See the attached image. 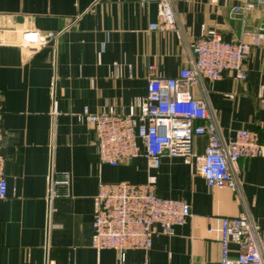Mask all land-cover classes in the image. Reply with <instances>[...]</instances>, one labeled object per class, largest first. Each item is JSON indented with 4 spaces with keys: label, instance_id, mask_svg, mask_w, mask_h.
<instances>
[{
    "label": "crops",
    "instance_id": "crops-1",
    "mask_svg": "<svg viewBox=\"0 0 264 264\" xmlns=\"http://www.w3.org/2000/svg\"><path fill=\"white\" fill-rule=\"evenodd\" d=\"M179 28L152 30L158 4L142 0H0V108L8 194L0 198V264H118L115 249L93 246L99 184L146 182L156 176L161 197L191 205L172 234L157 233L150 249L127 251L129 262L220 264L214 218L251 215L264 227V157L240 158L235 189L212 188L196 170L208 139L191 156L164 155L149 169L144 153L119 165L100 162L96 135L83 115L112 107L137 114L150 74L177 76L188 42L215 33L227 40L264 27V7L244 17L246 0H172ZM54 31L38 50L20 45L21 32ZM154 65L153 71L149 66ZM247 79L227 73L191 88L217 120L224 140L239 129L264 142V45L245 62ZM69 175L70 195L50 197L52 179ZM234 249V247H232Z\"/></svg>",
    "mask_w": 264,
    "mask_h": 264
},
{
    "label": "built area",
    "instance_id": "built-area-1",
    "mask_svg": "<svg viewBox=\"0 0 264 264\" xmlns=\"http://www.w3.org/2000/svg\"><path fill=\"white\" fill-rule=\"evenodd\" d=\"M142 1L158 4L159 20L151 22L150 29L179 28L172 0ZM259 7H264V0H246L234 11L245 17ZM243 34L251 37V41L227 40L215 33L188 42L186 64L177 76L150 74L147 93L137 114L117 112L112 107L93 112L86 105L83 115L96 135L100 162L119 165L144 153L149 169H158L164 155L191 156L193 140L206 136L205 151L196 160L197 172L212 188L235 189L238 160L264 157V142L258 132L249 129H239L228 141L224 140L206 102L195 98L191 88L204 79H220L227 73L239 80L247 79L245 62L253 46L264 45V27L245 30ZM55 37L54 31L28 28L21 32L20 45L38 50ZM154 68V65L149 66L151 71ZM4 136L0 108V198L8 194L6 157L1 152ZM69 185L67 173L60 179H52L50 197L62 194L58 187H63L64 194L70 195ZM190 215L191 205L187 201L157 194L154 175L143 183L101 181L92 220L93 246L98 250L115 249L118 264H146L129 262L127 251L150 249L155 234H172ZM214 220L208 232L218 234L220 264H264V227L251 215Z\"/></svg>",
    "mask_w": 264,
    "mask_h": 264
}]
</instances>
